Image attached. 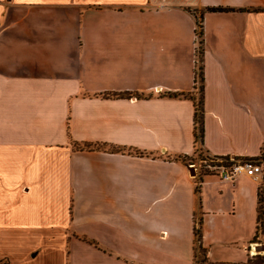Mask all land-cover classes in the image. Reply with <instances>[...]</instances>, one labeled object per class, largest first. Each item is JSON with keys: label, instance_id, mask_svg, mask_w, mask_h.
<instances>
[{"label": "crops", "instance_id": "obj_1", "mask_svg": "<svg viewBox=\"0 0 264 264\" xmlns=\"http://www.w3.org/2000/svg\"><path fill=\"white\" fill-rule=\"evenodd\" d=\"M200 150L262 173L202 174ZM259 192L264 211V0H0L8 264H194L199 219L211 264H247Z\"/></svg>", "mask_w": 264, "mask_h": 264}, {"label": "built area", "instance_id": "obj_2", "mask_svg": "<svg viewBox=\"0 0 264 264\" xmlns=\"http://www.w3.org/2000/svg\"><path fill=\"white\" fill-rule=\"evenodd\" d=\"M199 171L203 170L206 174L216 175L221 179L232 180L237 175H245L255 178L262 173L261 163L251 159H237L234 157H216L205 155L198 157L191 164Z\"/></svg>", "mask_w": 264, "mask_h": 264}, {"label": "trees", "instance_id": "obj_3", "mask_svg": "<svg viewBox=\"0 0 264 264\" xmlns=\"http://www.w3.org/2000/svg\"><path fill=\"white\" fill-rule=\"evenodd\" d=\"M227 10H231L228 8H224L221 6H217V7H206L204 10L200 11V18L202 17L203 13L205 11H227ZM196 17V16H195ZM198 27H200V22H197ZM200 36L202 35V32H199ZM201 43V39L199 41ZM200 78H201V82H202V73L200 71ZM203 90V86L201 83L200 86V91ZM171 96H184V97H188L189 94L188 93H184V94H170ZM116 96H122L121 94H116ZM129 96V95H128ZM200 100L198 102H196L194 100V106H195V112H194V123H195V141H199L200 143L202 142V135H203V108H202V93L201 96L199 98ZM110 150H121L120 148H115V147H111ZM200 154V153H199ZM224 159H228V157H223ZM202 174H206L203 170H201ZM258 215H257V221H258V230H260V228H262L263 225V219H264V211L262 208V194L261 192L258 193ZM201 223V219H199L198 221V228H194V241H195V254L197 253L196 250L198 249V251H201L203 253V255H205L206 250L201 246L200 244V238H201V233H200V225ZM260 258V257H258ZM256 258V259H258ZM256 259H248L247 264H264V261L260 260L259 262H256ZM7 262V261H6ZM8 263V262H7Z\"/></svg>", "mask_w": 264, "mask_h": 264}, {"label": "rangeland", "instance_id": "obj_4", "mask_svg": "<svg viewBox=\"0 0 264 264\" xmlns=\"http://www.w3.org/2000/svg\"><path fill=\"white\" fill-rule=\"evenodd\" d=\"M194 15L196 16V19H197V22H200V13H194ZM199 49H200V45H199V43H198V46H197V51H199ZM198 67H199V65L197 66V68H196V71H197V73H198V75H199V72H198ZM197 75V76H198ZM196 84H198V86L196 85ZM195 85H196V87H197V89L195 90L196 92V95L194 96L195 98H196V102H198L200 99V96H201V91H200V86H201V78H200V83L198 82V78L196 77V79H195ZM200 85V86H199ZM199 155H200V157H203V156H205L204 154H203V152H202V150H200L199 151ZM196 229L198 228V224L196 225V227H195ZM196 259H195V261H194V264H211V262L208 260V258H207V254L205 253V255H203V253L201 252V251H198V249L196 250ZM260 260H262V261H264V259H262V258H258V259H256L255 261L256 262H259ZM0 264H8L7 262H6V260H5V258H3V257H0Z\"/></svg>", "mask_w": 264, "mask_h": 264}]
</instances>
